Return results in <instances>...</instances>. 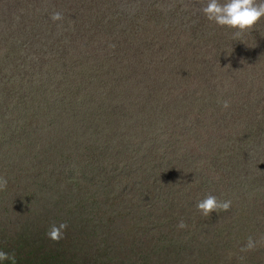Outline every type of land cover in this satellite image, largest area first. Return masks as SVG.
Instances as JSON below:
<instances>
[{
	"label": "trees",
	"instance_id": "obj_1",
	"mask_svg": "<svg viewBox=\"0 0 264 264\" xmlns=\"http://www.w3.org/2000/svg\"><path fill=\"white\" fill-rule=\"evenodd\" d=\"M71 2L78 28L56 40L34 46L37 19L0 37V264H264V170L249 149L264 95L224 71L239 44L201 22L124 27L109 1L101 16ZM209 194L229 209L202 216Z\"/></svg>",
	"mask_w": 264,
	"mask_h": 264
},
{
	"label": "rangeland",
	"instance_id": "obj_2",
	"mask_svg": "<svg viewBox=\"0 0 264 264\" xmlns=\"http://www.w3.org/2000/svg\"><path fill=\"white\" fill-rule=\"evenodd\" d=\"M102 1L104 0H85L86 4L89 5L86 7L87 9L89 8V10H85L94 12L96 15L99 14L100 16L103 11L107 13L108 11L110 12V9L105 10V8L102 7ZM106 1H109L107 6H113V11H123L120 17L121 19L118 20L120 24L117 25L125 27L129 24L134 28L136 21L153 25L159 23L163 16H165L166 19L169 17L168 20L170 23L175 22L176 24H180L184 21L185 23L194 26L197 25L198 22H201V24H199L201 25L199 26L200 28H203L205 24H207L209 27L208 31L210 32L220 28L226 33V35L228 34L230 39L233 40V30L217 26L215 23L207 20L202 14L201 8L205 5L206 0H165L170 6L165 5L163 0H105V2ZM220 2L223 3L224 0H220ZM261 2H264V0H257V3ZM2 3L3 2L0 3V6L5 7L0 8V37L3 36V34L7 35V32L10 31L14 33L13 30L15 26H18L24 35L30 33L31 30L28 27H30L33 19L39 20L33 30L34 33L36 32V35H32V37L35 38L32 41L38 43L34 46L42 44L44 39L48 38L51 33L55 35L54 39L56 40L58 36L64 33L67 29L78 28L75 25L78 24L77 21H73L72 17L75 12L74 9L79 5L81 6L79 2V4L74 5L75 8L73 9V7H71L73 5L71 0H32L33 6L36 4V7H38L33 13L27 11V8H33V6L29 4V2L26 3L25 0H10L9 4ZM153 5H156L161 9H168L170 12L165 11L163 14L160 13L161 15L152 13V11H149L148 13V8ZM68 7L72 8V14L69 12ZM57 12L61 14L62 19H64V16L66 18L63 21L62 19L53 21L51 17L53 13ZM88 14L89 13L86 12L81 16L79 18L80 22L89 21L90 24L93 19L95 21V17ZM65 20L68 21V24H66ZM22 24L27 28H23ZM38 25L41 26L37 32L36 27ZM113 35H115V33ZM234 42L239 45L236 48H233V55L231 54L229 56L226 62L227 67L224 68V71L232 72V79L238 81L237 84H250L249 92H251L249 95L251 100L255 101V96H258L259 94L264 95V17H262L250 31L243 33L241 38L239 40H234ZM10 44H12V41H10ZM8 45L9 44L6 46ZM227 50L228 49L226 48V51ZM252 105L254 107L253 103ZM262 107L264 106H261L260 108L256 107V119L261 117L262 113H259V115L257 110L263 109ZM249 149L255 162L258 165H261L259 166L260 169L264 170V136L262 137V141H259L258 144H253V146L251 144V148ZM259 176L264 177V172H260ZM228 241L229 240L224 243H228Z\"/></svg>",
	"mask_w": 264,
	"mask_h": 264
},
{
	"label": "clouds",
	"instance_id": "obj_3",
	"mask_svg": "<svg viewBox=\"0 0 264 264\" xmlns=\"http://www.w3.org/2000/svg\"><path fill=\"white\" fill-rule=\"evenodd\" d=\"M202 14L210 22L215 23L219 27H225L233 30V40H239L243 33L250 31L262 17H264V2L257 3V0H206V3L201 8ZM51 19L53 21L62 19L60 13H53ZM222 106L227 108L228 102L223 101ZM7 186V180L0 178V190ZM231 201H219L214 195H207L204 199L196 204L197 211L204 217L210 216L211 213L227 211ZM183 229L186 224L181 220L177 225ZM67 228L66 223H61L58 226L52 225L47 232V237L51 241L58 242L63 235V230ZM255 247L251 237H249L246 246L242 251H248ZM8 259V254L0 252V261Z\"/></svg>",
	"mask_w": 264,
	"mask_h": 264
}]
</instances>
